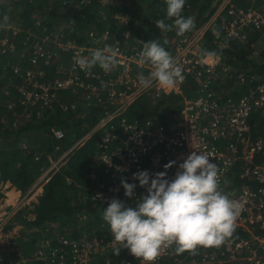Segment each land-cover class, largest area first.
Wrapping results in <instances>:
<instances>
[{
    "label": "built area",
    "instance_id": "1",
    "mask_svg": "<svg viewBox=\"0 0 264 264\" xmlns=\"http://www.w3.org/2000/svg\"><path fill=\"white\" fill-rule=\"evenodd\" d=\"M220 1L214 5L208 21L201 28L165 41L164 48L183 69L184 80L175 88L163 89L158 83L148 88L139 85L138 73L147 75L150 66L139 63L138 54L143 44H131L128 33H124L121 43L117 40L111 43L108 42L109 30L100 31L98 39L96 32L91 30L88 38L103 43L101 48L105 45L118 47V64L109 72L98 66L90 71L81 70L76 58L88 55L91 50L64 39L67 29L64 25L41 37L26 35L22 55H28L30 64L23 67L17 62L12 66V73L22 79L18 103L36 109L38 118L46 112L54 113L56 107L62 113L76 112L77 103H60L63 94L69 91L81 93L82 102L102 111L99 121L85 138L89 140L99 133L88 174L91 182L88 191L93 202L108 206L109 201L115 198L127 207H135V201L146 194V188L132 179L133 174L147 171L151 180L155 174L165 171V165L174 161L175 164L166 172V178L173 179L178 165L193 150L203 152L220 170L221 190L240 206L235 230L241 234L229 238L219 247H198L195 258L187 264H264V80L252 85L254 78L247 76L236 85L232 82L235 80L232 69L221 63L219 55L212 57L213 63H207L206 57L200 55V41L208 29L219 31V36L213 35V44L218 48H238L241 44L250 47L255 35L264 33V4L258 9L244 11L233 4V0ZM185 8H189L187 2ZM16 33L17 30H13L12 36ZM5 49H14V44L6 37L0 40L2 53ZM54 51L68 53L71 66L65 76L52 74L46 79L38 70V63L42 60L48 64V60L57 55ZM249 54L253 58L261 56L254 48ZM188 78L194 80L196 87L193 93L197 97L194 101L183 98L179 118L174 113L168 114L172 127L164 126L157 119L142 123L137 120L130 122L125 117L133 108H129L132 102L145 94L182 95L189 83ZM249 84L251 88L238 97L241 87ZM26 117L29 118L30 114ZM48 134L56 141L65 137V131L56 126H52ZM206 137L211 140L207 141ZM212 140L222 141V149L211 145ZM57 169V164H52L50 171ZM49 173L48 179L51 177ZM122 179L137 185L131 198L124 195ZM30 194L28 192V198ZM18 200L12 205L11 216L0 217V237L6 244L0 247V263L11 254L21 256L20 249L15 248L14 237L5 233L6 225L12 223L10 221L23 206H18ZM44 229L50 237L42 235L34 258H21L17 262L9 257L8 264H112L105 252L114 250L117 245L114 240L106 241L108 230L99 236L97 232L93 235V231L88 234L85 229L68 238L57 234L60 231L58 226L45 225ZM63 231L68 235V229ZM32 232H40V229L32 228L29 233ZM123 251L136 264H141L127 249ZM173 253L174 246L162 248L153 264L169 260ZM124 264H132V261L127 260Z\"/></svg>",
    "mask_w": 264,
    "mask_h": 264
},
{
    "label": "trees",
    "instance_id": "2",
    "mask_svg": "<svg viewBox=\"0 0 264 264\" xmlns=\"http://www.w3.org/2000/svg\"><path fill=\"white\" fill-rule=\"evenodd\" d=\"M103 1L0 0V40L6 37L9 42L14 44L13 50L5 49L4 53L0 50V75L2 72L5 73L0 80V88L6 87L5 91L0 90V182H8L21 193H25L33 186L41 169L49 166V158L56 160L72 148L81 136L89 132L102 114L101 110L95 111V109L88 113L83 111L78 105V103H82L78 95H75L71 101L77 103L76 112L61 113L56 107L54 113L46 112L39 118L36 109H29L18 103L20 97L18 89L23 84L21 77L13 75L12 66L17 62H20L23 67L30 64L28 55L25 53L22 55L25 36L41 37L45 33H52L62 24L68 27L64 32L66 37L64 39H70L78 46L91 45L88 38L90 30L96 32L98 39L99 32L108 29L110 34L115 36L114 39L108 41L111 43L116 40L121 43L124 41V33H128L131 44L137 45L139 40L141 43L158 40L163 47L168 38L177 36L175 30L163 32L155 27L157 20L166 18L164 0H124L123 3L118 4L103 3ZM216 1L218 0H185V5L187 2L189 8H185L184 5L182 15L185 17L192 16L195 19V28L185 34L193 33L208 21ZM123 17H126V20L121 22ZM5 18H7L6 22ZM166 23H172V21L166 20ZM13 30H17L14 37L12 36ZM213 35V29H208L204 33L200 41V55L205 49L215 52L216 55H219L222 64L246 73L249 78H255L251 83L252 85L264 80L263 56L251 57L247 52V45L244 48H237V46L218 48L213 44ZM209 60H212V57ZM38 66V70L45 73L46 79L52 74L57 75L54 68L55 64L49 66L41 60ZM188 81L182 96H178L180 100L191 95L186 91L188 88L192 93L191 89L195 83L189 78ZM63 97L66 100V93L63 94ZM170 97H165L154 107L149 106V103L146 102L138 103L125 114V117L130 122L137 120L142 123L146 120L157 119L164 126L172 127L168 114L174 113L172 109L175 103H169ZM28 113H30L31 118L26 121L28 118L25 115ZM14 120L24 123L14 128ZM52 126L65 131L64 139L56 141L46 137V133ZM35 134H38L40 140L32 139V135ZM98 136L99 134L93 135L81 147L73 150L71 155L66 157L68 159L63 165L42 186L43 192L34 205V211L28 212L30 217L33 216V219H30L28 214L25 215L26 212L21 211L15 217L16 221L6 225L5 233L12 234L20 246H25L27 241L31 242V245L35 244V236L32 233H29L27 237L24 236V228L30 231L32 228L38 229L43 225L45 227L47 223L58 224L60 230L58 235L64 232L63 229L78 227L87 230L90 229L88 222L86 225L82 224V218L85 217L92 223L99 219L103 209L107 208V206L93 202L88 191L91 186L88 179L92 163L91 155L96 149L95 144ZM23 143L28 146L26 149H22L21 144ZM56 147L59 149L55 150ZM38 153L41 155L38 160H35ZM6 194L10 199L15 196L11 190L7 191ZM96 232L99 236L102 235L100 231L96 230ZM109 234L111 233L108 229L106 241H112L108 238ZM239 234L241 233L235 230L232 237L236 238ZM14 255L9 256L11 260H15ZM195 255L196 252L194 254L190 252L177 254L174 252L173 257L160 264H187L195 258ZM23 256L25 258L31 257L25 252ZM9 257L0 264H8ZM182 259H184L183 263H179L178 261ZM127 260L136 264L121 249L117 260L114 259L113 262L114 264H124Z\"/></svg>",
    "mask_w": 264,
    "mask_h": 264
},
{
    "label": "clouds",
    "instance_id": "3",
    "mask_svg": "<svg viewBox=\"0 0 264 264\" xmlns=\"http://www.w3.org/2000/svg\"><path fill=\"white\" fill-rule=\"evenodd\" d=\"M164 2L166 18L156 21L157 29L175 30L177 36H183L195 28L194 17L182 15L185 0ZM214 34L219 36V31L214 30ZM142 44L139 63L149 65L150 71L147 75L138 73L141 87L158 83L163 89H172L184 80L182 67L158 40ZM118 51L114 45L95 48L90 55L76 58V64L83 71L98 66L109 72L118 64ZM215 55L206 49L201 52L202 58ZM173 164L174 161L165 165V171L155 174L151 180L147 171L133 174L132 179L146 188V194L135 201V207H127L113 198L103 209L101 218L117 245L115 256H119L121 249H127L141 264H153L162 248L174 246L177 254H194L198 247H219L233 236L240 206L221 190L220 170L209 155L193 150L178 165L174 178L167 179V169ZM121 187L125 197L131 198L137 185L122 179Z\"/></svg>",
    "mask_w": 264,
    "mask_h": 264
},
{
    "label": "rangeland",
    "instance_id": "4",
    "mask_svg": "<svg viewBox=\"0 0 264 264\" xmlns=\"http://www.w3.org/2000/svg\"><path fill=\"white\" fill-rule=\"evenodd\" d=\"M122 1H124V0H104L103 1V3H112V4H118V3H123ZM219 2H221L220 0H218V1H216V3L214 4V5H216V4H219ZM233 4H235V5H237V7L238 8H240V9H242V10H244V11H246L247 9H249V8H252V9H258L261 5H263L264 4V0H233ZM213 5V6H214ZM214 8V7H213ZM126 20V17H123V18H121V22H123V21H125ZM62 25H64L65 26V24H62ZM13 26V25H12ZM10 27V26H9ZM67 27V26H66ZM68 28V27H67ZM104 30H108V29H104ZM91 31V30H90ZM101 31H103V30H101ZM262 32H260L259 34H256L255 35V37H254V40H253V43H250V47H248L247 48V52H249L252 48H254V50L259 54V55H263L264 56V33L263 34H261ZM261 34V35H260ZM115 38V36L114 35H112V34H110V38H109V40H111V39H114ZM259 38H260V40H259ZM89 41L91 42V45H88V47H86V46H83V47H85L86 49H89V50H93V49H95V48H101L102 46H103V43H101V42H99V43H96V41H95V39H92V40H90L89 39ZM98 41V40H97ZM138 46H142V44H141V42H140V40H139V42H138V44H137ZM241 47H244V44H241V46H239L238 48H241ZM50 51L51 50H53L52 48H50L49 49ZM54 52H56V56H52L51 57V59H53V60H57V61H51V60H48V64H49V66L51 65V66H53V64H55V66H54V68L56 69V73L58 74V75H60V77H62V76H65L66 75V73L68 72L67 71V69H68V67L69 66H71V62H70V60H71V56L67 53V54H62V53H60L59 51H54ZM91 52V51H90ZM90 52H87V54L88 55H90ZM58 60H59V62H58ZM207 63H213L214 62V60L212 59V60H208V61H206ZM230 67V66H229ZM231 68V67H230ZM232 69V71H233V77H234V79L235 80H233L232 82H236V85H239V83L240 82H243L244 81V78H246L247 77V75H246V73H243L242 71H239V70H235V69H233V68H231ZM4 72H2V74L0 75V80L4 77ZM44 75H45V73H43ZM48 74H50L49 72H48ZM46 76V75H45ZM254 80H255V78H254ZM195 87H196V85L194 84V86L192 87V89H191V91H192V93H190V90H189V88L186 90L187 91V93H189V94H191L189 97H184V98H189L190 100H192V101H194V99L197 97V94L196 93H193V91L195 90ZM251 88V86H250V84L249 85H247V87H241V89L238 91V97L239 96H243L244 94H245V92L247 91V90H249ZM5 89H6V87H2V88H0V90L1 91H5ZM186 89V88H185ZM184 89V90H185ZM189 90V91H188ZM229 90H230V94L233 96V93H232V89L231 88H229ZM149 94H153V93H149ZM183 94V93H182ZM75 95H78L79 96V98H80V100L83 98V95L81 94V93H79V94H77V93H74V92H71V91H69L68 93H66V100H65V98L64 97H62V99L64 98V101L61 99V101H60V103L61 104H69V103H75V102H71L72 101V99L74 98V96ZM179 96H182V95H179ZM165 97L163 96V95H159V96H156V95H154L153 94V96H149L148 94H145L144 96H141V97H139V98H137L136 100H134L133 102H132V104L130 105V107L129 108H134L138 103H141V102H146V103H149L148 105L149 106H151V107H154L155 105H157L160 101H162L163 99H164ZM183 100V98H181V100H180V98H178V96H174V95H172L169 99H168V101H169V103L170 102H174L175 104L173 105V112H174V114L179 118V116H180V110H181V101ZM82 101V100H81ZM78 105L80 106V108L83 110V111H85V112H89V111H91V110H93V109H95V111L96 110H99V108H96L95 106H90V105H88V103L86 104L85 102H82V103H78ZM128 112V111H127ZM62 113V112H61ZM30 113H28L27 115H29ZM98 116L100 115V114H97ZM25 117H26V115H25ZM26 118H28V117H26ZM30 118H31V116L28 118V119H26V121H29L30 120ZM99 119H100V116H99V118H98V121H99ZM97 121V122H98ZM96 122V123H97ZM24 122L23 121H19V120H14V122H13V127L14 128H16L18 125H20V124H23ZM94 127V126H93ZM92 127V128H93ZM92 128L89 130V132L88 133H90L91 131H92ZM102 132V131H101ZM88 133H86V134H84L83 136H81L80 137V139L79 140H77L76 141V143L73 145V147L72 148H70L68 151H66L65 153H63L61 156H59L56 160H53V159H51V158H49V166L48 167H46L45 169H41V171H40V175H39V177L37 178V180L35 181V183L33 184V186L30 188V189H28L25 193H21L20 191H18V192H20V195H15V196H13V198L10 200V202L9 203H6V201L8 200V197H7V195H6V193H7V191H12V190H14L15 188L14 187H12L11 186V184H9L8 182H5V183H3V182H0V194H1V197H0V217L2 218V217H4V215H12V205H14L15 203H16V201L18 200V206H20V205H22L23 204V206H22V208L15 214V216L13 217V220H11L10 222H14V221H16L15 220V217L17 216V214L18 213H20L21 211L22 212H26L25 213V215H27V216H29V213L30 212H33L34 211V205H36V203H37V199H38V197L42 194V186L46 183V181L47 180H49L48 179V177H47V173H49L48 174V176H51L56 170H53V171H50V169H51V166H52V164H57V168L59 169L60 168V166H62L63 165V163L68 159V158H66V157H68L69 155H71V152L73 151V150H75V149H78L79 147H81L86 141H88L87 139H85L86 138V135L88 134ZM99 134V133H98ZM102 134V133H101ZM36 135V136H35ZM35 135H32L33 137H32V139L34 140V139H36L35 141H38V140H40V138L38 137V134H35ZM46 137H48L49 139H52V137L48 134V133H46ZM64 139V138H63ZM206 139H207V141H210L211 139L209 138V137H206ZM72 141V140H71ZM211 145H214V146H216V147H218L219 149H222V147H223V143H222V141H217V140H212V142H211ZM21 147H22V149H26L28 146L27 145H25V143H23V144H21ZM59 149V147H56L55 148V150H58ZM40 153H38V155H36V157H38V159H39V157H40ZM35 157V158H36ZM57 169V170H58ZM44 179H47L45 182H42V183H40L42 180H44ZM9 184V185H8ZM8 186V187H7ZM6 187H7V189H6ZM16 190V189H15ZM17 191V190H16ZM28 192H31V194H30V196H29V198L27 197V194H28ZM14 193V192H13ZM27 197V198H26ZM18 198V199H17ZM29 203V204H28ZM26 204H28V205H26ZM31 206V207H30ZM5 212H6V214H5ZM29 212V213H28ZM31 215V214H30ZM32 216V215H31ZM102 216V215H101ZM101 216H99V219H97V220H95V221H93L92 223H91V220H87V219H85V220H81V223L83 224L84 223V225H86L87 224V222H88V227H90V229H87L86 230V232L88 233V234H91V231H93V235H96L95 234V232H96V230L97 231H100L101 233H102V236L104 235V233H105V231H107L108 230V225L106 224V222H104L103 220H102V218H101ZM30 217V216H29ZM33 217V216H32ZM47 225H55V226H58L59 227V225L58 224H52V223H47ZM38 229H40V232H32V235L33 236H35L34 238H35V244L33 245H31V242H29V241H27L26 243H25V246H20L19 245V243L17 242V241H15L16 242V245H15V248L16 249H20V251H21V254L23 253L24 254V252L25 253H27L28 255H30L31 257H27L28 258V260H30V259H32V258H34V256H35V254H36V251H37V249H36V247H37V245H38V242H39V240L41 239V238H43L42 237V235H44V237H48L49 235H48V233H46L45 232V229H44V225H43V227H40V228H38ZM70 229V228H69ZM69 229H68V231H67V234L68 235H65L64 233H62L61 234V236L62 237H68V238H72V237H74V236H77L78 234H79V231L80 230H82V228L81 229H79L78 227H76V228H74V229H71L70 231H69ZM24 231V236H28L29 235V229H23ZM76 233H77V235H76ZM8 235H12V234H8ZM13 236V235H12ZM50 237V236H49ZM108 238H110V239H112V235L111 234H109V236H108ZM30 244V245H29ZM6 246V244H5V242L3 241V238H1L0 237V247H5ZM10 252V250L8 251V253ZM106 253V255L109 257V259L111 260V262H112V264H114V259H116L117 260V256H115V254H114V250H108L107 252H105ZM23 254L21 255V257L20 256H18L17 254H15L14 256L16 257V255H17V257L15 258V260L14 261H17V262H19L20 260H21V258H25L24 256H23ZM112 255H113V257H112ZM183 261H184V259H182V260H179L178 262L179 263H183ZM120 264V263H119ZM168 264V263H167Z\"/></svg>",
    "mask_w": 264,
    "mask_h": 264
},
{
    "label": "crops",
    "instance_id": "5",
    "mask_svg": "<svg viewBox=\"0 0 264 264\" xmlns=\"http://www.w3.org/2000/svg\"><path fill=\"white\" fill-rule=\"evenodd\" d=\"M209 58H211V57H206V59H205V61H208L209 60ZM9 185V184H8ZM13 192H14V194L15 195H20V192H18V191H16L15 189L14 190H12ZM7 195V194H6ZM8 197V196H7ZM18 199V198H17ZM10 198H8V200L6 201V203H9L10 202Z\"/></svg>",
    "mask_w": 264,
    "mask_h": 264
}]
</instances>
